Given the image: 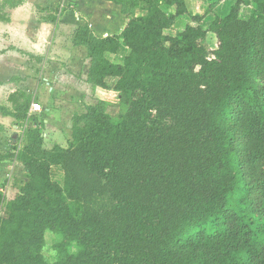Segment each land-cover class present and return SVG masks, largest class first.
<instances>
[{
	"label": "trees",
	"instance_id": "obj_1",
	"mask_svg": "<svg viewBox=\"0 0 264 264\" xmlns=\"http://www.w3.org/2000/svg\"><path fill=\"white\" fill-rule=\"evenodd\" d=\"M106 1L121 8L122 32L79 26L72 43L86 48L93 88L117 80L124 111L86 106L67 146L49 150L30 118L13 157L27 182L0 217V264H264V0H235L207 27L185 0ZM29 101L6 115L27 123ZM11 158L0 152V164Z\"/></svg>",
	"mask_w": 264,
	"mask_h": 264
},
{
	"label": "crops",
	"instance_id": "obj_2",
	"mask_svg": "<svg viewBox=\"0 0 264 264\" xmlns=\"http://www.w3.org/2000/svg\"><path fill=\"white\" fill-rule=\"evenodd\" d=\"M58 5L65 10L53 18ZM7 13L9 22L2 24L8 33L4 44L15 48L5 52L0 62V95L9 90L32 97V103L43 109L37 118L44 149L64 148L61 141L65 138L67 145L71 138L72 118L88 106L85 95L92 89L105 91L87 82V51L73 45V34L87 25L98 38L119 35L125 26L121 8L106 0H28ZM109 80L114 87L117 80L107 79L108 88Z\"/></svg>",
	"mask_w": 264,
	"mask_h": 264
},
{
	"label": "rangeland",
	"instance_id": "obj_3",
	"mask_svg": "<svg viewBox=\"0 0 264 264\" xmlns=\"http://www.w3.org/2000/svg\"><path fill=\"white\" fill-rule=\"evenodd\" d=\"M2 0H0V3ZM28 0H23L24 5ZM186 7L191 15H205V20L203 21V26L207 27L210 20L214 16H222L224 15L230 8L231 5L234 4L235 0H185ZM140 6L143 9V4ZM47 10V9H46ZM65 9L61 8L58 5V9H55L53 12L55 13L53 18H57L58 15L63 12ZM45 11V10H44ZM8 8H0V62L4 59L3 54L8 50L12 51L15 47L12 45H6L5 36L8 34L2 28V24L5 25L9 22L8 18ZM47 12H50L47 10ZM253 13V8L251 7H243L241 9V16L243 18H248ZM184 24V18L178 21V24L175 25L173 29L169 31L170 35L175 34L180 31ZM203 46L212 51L216 49V39L213 35L208 34L205 41L203 42ZM109 88L105 91L99 90L94 92L92 89L84 97V106L85 105H94L96 102L102 100L107 105L106 112L113 119H117V117L123 113L124 109L120 105L119 95L113 90V81H108ZM25 96V97H23ZM26 98H29L30 104L32 103V97L26 96L22 93H10L8 90L7 95H0V152L3 154H8L12 156L9 161L3 162L0 164V194L3 196V203L0 206V217L3 216L5 205L11 201L14 196L17 194L19 189L27 182V172L22 168V166L13 158L15 156V148H21L23 146L24 139V127L31 126L32 119H30L29 123H20L16 119L12 118L9 115H6L7 112H13L16 104L21 105ZM16 103V104H15ZM3 109V111H2ZM36 122L40 121V119L34 118ZM23 124V125H22ZM16 126L17 128H13ZM26 128V129H27ZM24 129V130H23ZM65 140V138H64ZM62 139L61 143L63 146H67L65 141ZM49 144V143H48ZM47 147L51 145H47ZM9 150H11L9 152ZM12 152V153H11ZM52 177L57 182H62L61 172L57 169H52ZM46 246L44 248V256L47 260L52 263L55 260V253L52 250V245L55 244L58 240L57 236L53 233L47 232L45 234ZM75 248L71 250V252H75Z\"/></svg>",
	"mask_w": 264,
	"mask_h": 264
},
{
	"label": "built area",
	"instance_id": "obj_4",
	"mask_svg": "<svg viewBox=\"0 0 264 264\" xmlns=\"http://www.w3.org/2000/svg\"><path fill=\"white\" fill-rule=\"evenodd\" d=\"M43 113V109L40 104L32 103L28 110V117L31 118L33 116H39Z\"/></svg>",
	"mask_w": 264,
	"mask_h": 264
}]
</instances>
